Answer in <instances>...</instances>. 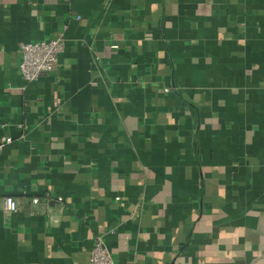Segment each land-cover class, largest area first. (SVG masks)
<instances>
[{"label": "crops", "instance_id": "crops-1", "mask_svg": "<svg viewBox=\"0 0 264 264\" xmlns=\"http://www.w3.org/2000/svg\"><path fill=\"white\" fill-rule=\"evenodd\" d=\"M3 138L0 264L263 259L264 0H0Z\"/></svg>", "mask_w": 264, "mask_h": 264}, {"label": "built area", "instance_id": "built-area-1", "mask_svg": "<svg viewBox=\"0 0 264 264\" xmlns=\"http://www.w3.org/2000/svg\"><path fill=\"white\" fill-rule=\"evenodd\" d=\"M66 48V39L61 33L56 39L36 42L21 43L18 52L21 56L19 72L25 82H35L42 74L53 73L60 66L59 56L64 53ZM114 50L118 49V45L112 46ZM168 92L169 89H166ZM22 128V125L18 126ZM12 138H3L0 140V153L5 145L10 144ZM58 201H63L59 197ZM39 200L35 199L34 204H38ZM3 209L5 213H16L19 211L17 202L12 197H6L3 201ZM89 264H116L106 242L104 236H98L95 240Z\"/></svg>", "mask_w": 264, "mask_h": 264}, {"label": "water", "instance_id": "water-1", "mask_svg": "<svg viewBox=\"0 0 264 264\" xmlns=\"http://www.w3.org/2000/svg\"><path fill=\"white\" fill-rule=\"evenodd\" d=\"M258 264H264V258L260 260Z\"/></svg>", "mask_w": 264, "mask_h": 264}, {"label": "rangeland", "instance_id": "rangeland-1", "mask_svg": "<svg viewBox=\"0 0 264 264\" xmlns=\"http://www.w3.org/2000/svg\"><path fill=\"white\" fill-rule=\"evenodd\" d=\"M260 262V260H258V261H256V262H254L253 264H258Z\"/></svg>", "mask_w": 264, "mask_h": 264}]
</instances>
